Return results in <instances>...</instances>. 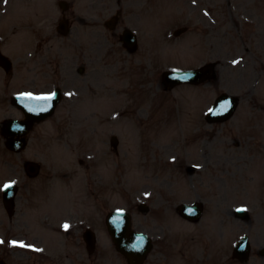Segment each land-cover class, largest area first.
<instances>
[{"label":"rangeland","instance_id":"374dc122","mask_svg":"<svg viewBox=\"0 0 264 264\" xmlns=\"http://www.w3.org/2000/svg\"><path fill=\"white\" fill-rule=\"evenodd\" d=\"M55 2L56 0H34L30 4L24 2L22 4L18 0H9L7 12H4L2 23L0 22V30L2 29L4 35L9 33L10 22L15 18V11L10 6L15 7L17 4L21 14L19 16L21 27L18 33L22 35L27 33V40L34 34H46L54 29V21L60 12ZM67 2L72 5L70 10L73 11L69 16L74 20L72 37L75 36V30L78 28L79 17H87L97 11V6L98 9L104 10L111 5V0H67ZM146 8L147 12L144 11L142 16L141 32L146 36L143 42L147 50L143 59L148 69L147 77L142 79L137 74L125 76L121 72H116L115 75L118 77L111 80V85L117 90L115 95L109 98L110 101L103 99L106 103L103 107L80 109L87 99L81 103L75 97L71 98L73 93H64L65 100L59 106L57 114L38 126L40 128L32 137L24 156L43 162V178L47 174V181L50 182L51 178L60 177L65 173L68 177L55 179L61 180V183L57 182L49 187L43 185V180L33 183L31 185L35 196L33 205L24 207V211L30 212L22 223L26 226H21L19 229L18 224L15 228L8 229L6 223L4 227H0V236L6 235L10 238L12 232L22 233L29 245L27 248H34L33 260L28 262L27 257H23L24 253H16L15 256L21 257L19 260L13 259L16 264H111L110 258L114 255V251L111 249L112 245L105 230L103 217L111 210L118 208L129 210L144 201L150 205L151 214L134 218V222L140 225L138 227L151 231V225L161 229L164 227L163 224H166L172 229L177 221L171 215L170 209L193 198L188 192V179L183 172H176L173 167L177 164L175 152L180 153V157L185 153L182 150L185 149L184 147H180L181 150L177 151L176 124L181 123L183 128L189 129L197 125L202 127L200 122L194 119V114L208 104V101L213 102L222 91H230L241 96L243 109L240 110L237 120L241 121L243 116H254L251 114L252 111L250 112L253 99L255 106L253 111H257L256 104L264 107V103L261 102L264 100V0H148ZM124 14L132 17L128 7H125ZM106 17L107 13H101V18ZM46 18L47 22L39 26V22ZM29 19L34 21H27ZM178 28H187V32L178 38L171 37L172 32ZM27 46L30 48L29 44ZM25 49L22 44L16 43L12 52L7 51L5 47L3 50L6 55L15 59L17 56L21 57ZM34 49L36 46L31 47L30 51L35 52ZM62 49L67 59L60 63L67 65L74 61L72 56L75 48L64 45ZM53 50L57 51L58 47L54 45ZM114 50L118 52L117 47ZM115 55L113 59L107 58L104 61L111 64L116 61L121 63L120 54ZM235 59H238L239 63L231 64ZM52 60L55 63V60ZM209 62L217 63V79L210 84L196 88L181 86L172 91L162 90L159 80L162 71L181 69L180 67L185 66L195 68ZM24 67L26 66L17 64L13 74L18 71L24 73ZM29 67L33 65L30 64ZM2 73L0 71V80H5L6 75ZM30 74L26 76L28 79L33 77ZM14 76L11 85L7 88L8 91H13V87L22 85L23 81L18 78V73ZM35 79L33 87L50 86L54 82L49 75L45 77L44 84L36 76ZM100 82L98 81L97 85ZM29 83L31 84V81ZM1 87L4 89L3 86ZM259 90H262L260 94L262 98L259 95L257 98L255 96ZM173 99L178 103L181 121L173 118V111L170 108ZM113 104L115 106L111 109ZM1 108L3 111L0 114L4 116H0V121L3 117L15 115L14 109L6 102ZM121 110H126L127 114L121 115ZM91 111H95L94 114L98 117L93 119L97 130L94 135L90 134L94 132L89 121H84L82 118ZM69 115L73 116V119ZM261 115L262 113L258 112L257 117L254 118L260 124L258 141L264 142V122ZM248 117L241 124L235 120L231 122V127L238 125L235 128V136L243 129L252 126L253 121L248 120L250 118ZM188 119L192 121L189 122ZM125 121L129 122L124 123ZM65 127H69V130ZM245 132L251 134L250 130ZM113 134L119 140L118 156L113 155L109 146V138ZM39 137L46 140V147L41 146ZM201 137L196 136L195 142L203 145L206 141L201 140ZM222 148V146L207 145L205 151L212 154L213 161L215 154L223 153ZM200 153L201 150H195L192 156L198 164L203 163ZM241 153L232 151L228 154L230 159L238 164L235 166L236 170L255 175L259 170L253 169L254 167L249 169L250 165L241 163L243 157H237ZM222 159L218 164L219 167L223 166ZM183 160L189 163L190 156H183ZM17 161H19L18 156L5 153L0 146V186L16 180L11 162ZM248 169L249 171L245 172ZM261 177L262 171L255 179L256 189L243 190L239 192L240 195H237L238 191L233 189L236 183L230 177L222 179L203 177L194 182L201 196L209 198L214 196L215 192H220L222 201L226 199L227 207L234 208L239 204L238 202L253 201L246 196L253 194L254 191H260ZM46 207H49L47 210L49 215H52L51 227L48 229L43 226L36 227V216L46 212L43 210ZM3 211L0 204V219L5 218ZM66 217L76 219L79 223L94 225L92 229L96 234L97 242L93 263L84 247H77L65 241L63 233L73 234L69 229L66 232L60 230V226L68 222ZM227 217L225 233L228 243L230 240L231 243L246 226L242 222L233 220L229 215ZM257 218L252 229L262 230L264 221L260 217ZM206 221L210 224L211 218L207 216ZM190 232L191 230L182 234L183 237L189 238ZM198 232L195 228L194 233L198 234ZM3 244L7 245L6 242ZM26 253L30 252L26 251ZM75 255L82 258L76 256L73 263L71 256Z\"/></svg>","mask_w":264,"mask_h":264},{"label":"flooded vegetation","instance_id":"af4514ba","mask_svg":"<svg viewBox=\"0 0 264 264\" xmlns=\"http://www.w3.org/2000/svg\"><path fill=\"white\" fill-rule=\"evenodd\" d=\"M220 235L221 232L219 233V236ZM221 243V240L216 241L213 247L205 242L190 244L186 247L185 252L181 256H171V258L163 254L162 248H153L142 264H214L217 260L221 261L223 259ZM183 249L184 248H177L179 251H183ZM254 253L255 258L260 262L262 251L259 250ZM211 254L213 255L214 260L212 259Z\"/></svg>","mask_w":264,"mask_h":264},{"label":"water","instance_id":"95a60500","mask_svg":"<svg viewBox=\"0 0 264 264\" xmlns=\"http://www.w3.org/2000/svg\"><path fill=\"white\" fill-rule=\"evenodd\" d=\"M202 75L203 74H198V75H196V78H199ZM221 102H222L221 99H220V101L218 100V105H220ZM218 108H219V106L215 109L216 112H214V115L218 114V112H217ZM223 113H225V116H229L231 112H229L227 110L226 112H223ZM219 114H222V113H219ZM117 217H119V220H120L118 225L116 223H114V221L116 220ZM127 219H128V217H126V215H123V214L118 215V214L113 213L112 216L110 214L106 219V223H107L110 234H112V236L116 235L119 231L118 228H116V227L119 225L120 226L126 225V229H127V226H128V220ZM121 234L122 233H120V235ZM133 240H135V239L133 238ZM116 241H117V246L119 247V249L123 250L125 248V240H122V238H118V240L116 239Z\"/></svg>","mask_w":264,"mask_h":264},{"label":"snow or ice","instance_id":"6c2138e0","mask_svg":"<svg viewBox=\"0 0 264 264\" xmlns=\"http://www.w3.org/2000/svg\"><path fill=\"white\" fill-rule=\"evenodd\" d=\"M179 78L180 79H187L188 77L185 75V76H180ZM25 95H26V98L29 100H40V101L50 102L53 99L55 94L53 93L52 95H44V96H39V97H33L31 94H25ZM48 106H49L48 104H45L43 107L39 108V111H46ZM229 106L230 105L227 103L220 104L219 108H218V112H220V113L226 112L228 110ZM13 184H14V182H10V183L5 184L3 186L2 190L7 191V190L11 189L13 187ZM119 222H120L119 217H117L116 220L114 221V223H116L118 225ZM63 227L65 228V230H67L69 225L65 224ZM13 243H15V242H13ZM142 243H143V240L141 239L140 245H142ZM140 245H137V247H139ZM19 246L24 247L25 245L20 244Z\"/></svg>","mask_w":264,"mask_h":264}]
</instances>
